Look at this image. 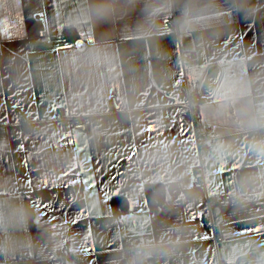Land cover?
<instances>
[{
  "label": "crops",
  "instance_id": "1",
  "mask_svg": "<svg viewBox=\"0 0 264 264\" xmlns=\"http://www.w3.org/2000/svg\"><path fill=\"white\" fill-rule=\"evenodd\" d=\"M98 2L0 0V201L30 212L8 229L19 247L0 264H264V156L249 150L264 129L243 122L264 99V0H119L105 20L90 15ZM190 3L203 19L189 32L178 23L176 36L172 10ZM222 76L250 94L229 104ZM184 81L212 128L204 186L193 182L192 123L178 116ZM80 115L85 130L70 123ZM154 183L165 202L150 205L144 186ZM219 191L229 204L212 200Z\"/></svg>",
  "mask_w": 264,
  "mask_h": 264
},
{
  "label": "clouds",
  "instance_id": "2",
  "mask_svg": "<svg viewBox=\"0 0 264 264\" xmlns=\"http://www.w3.org/2000/svg\"><path fill=\"white\" fill-rule=\"evenodd\" d=\"M119 0H100L90 9V15L97 20H105L119 11ZM170 5L153 6L149 10V16H156L161 12L169 11ZM195 7L191 3L182 12L178 23L184 32L192 30L193 25L198 23L202 16L194 14ZM220 95L231 104L243 99L250 94V88L242 81L229 76H222L217 82ZM244 124L248 130L255 131L264 129V99L258 102H250L244 110ZM249 150L258 156H264V138H253L249 143ZM30 218L29 210L23 205L12 206L4 201H0V253L11 254L19 247L18 241L10 234L8 229L23 227Z\"/></svg>",
  "mask_w": 264,
  "mask_h": 264
},
{
  "label": "built area",
  "instance_id": "3",
  "mask_svg": "<svg viewBox=\"0 0 264 264\" xmlns=\"http://www.w3.org/2000/svg\"><path fill=\"white\" fill-rule=\"evenodd\" d=\"M182 13L179 11H176L175 9L172 10V13L169 18V23L173 28L174 34L177 36V24H178V18H180ZM39 41L41 42H48L50 37L47 32V30L44 28L39 37ZM185 54L190 55L191 53L188 51ZM180 91H183L186 93V99L184 101V109L178 113V116L181 120H190L193 127V133H194V142L196 146V151L198 155V163L193 169V182L197 186H204L205 184V171L203 167V163L201 160V156L204 152H209L211 150V145L209 143L210 138L212 137V128L211 126L204 122L202 120V117L200 115L199 109H198V103L202 98V94L200 92L191 94L188 90L187 82L184 81L179 85ZM117 99L115 96H112L110 98H107L105 100V103L108 107H113L116 105ZM61 114V112H60ZM70 123L72 127L78 128L81 130L86 129V123L85 118L83 116H77L72 117L70 119ZM210 198H208L207 203L209 204ZM213 201H215L218 205L225 206L229 204L232 200L231 193H228L226 191H219L217 192L213 198ZM205 223L212 228V217L210 210L208 209L207 214L204 217ZM221 237H217L213 235V239L215 241L220 240ZM123 252L124 255L129 256L134 248L128 245V240L123 239ZM67 252V248L65 246H62L60 249H58L56 256H63ZM80 258L75 261L74 264H78L80 262ZM48 264H56L55 259H50Z\"/></svg>",
  "mask_w": 264,
  "mask_h": 264
},
{
  "label": "trees",
  "instance_id": "4",
  "mask_svg": "<svg viewBox=\"0 0 264 264\" xmlns=\"http://www.w3.org/2000/svg\"><path fill=\"white\" fill-rule=\"evenodd\" d=\"M144 190H145L146 198L150 205L161 204L165 202L164 188L161 183L146 184L144 186ZM111 200H112V206L114 208V211L118 213H121L122 211H124L125 201L122 196L113 197ZM116 204L120 206L116 208L115 206Z\"/></svg>",
  "mask_w": 264,
  "mask_h": 264
},
{
  "label": "snow or ice",
  "instance_id": "5",
  "mask_svg": "<svg viewBox=\"0 0 264 264\" xmlns=\"http://www.w3.org/2000/svg\"><path fill=\"white\" fill-rule=\"evenodd\" d=\"M21 150H23V147H22V146H21ZM109 179L114 180L115 177H111V178H109V177H105V180H106V181H108ZM73 183H75V182H74V181H68L67 184H66V187L69 186V185H71V184H73ZM96 186H97V185H96V183H95V177H92V187H96ZM100 186H101V187H106V185H105V181H101V182H100ZM115 195H117V193L113 192V193L111 194V198L114 197ZM44 207H45V208H49V207H51V204H44ZM82 216H83V210H81L79 216L74 220V222H75V223H79V222H80V218H81ZM255 230H256V231H260L259 228L255 229Z\"/></svg>",
  "mask_w": 264,
  "mask_h": 264
}]
</instances>
